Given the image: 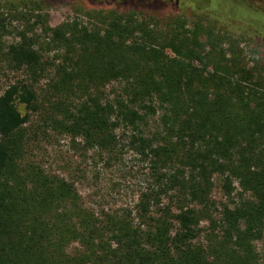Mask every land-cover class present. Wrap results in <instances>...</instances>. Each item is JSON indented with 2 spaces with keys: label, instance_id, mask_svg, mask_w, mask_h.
Returning a JSON list of instances; mask_svg holds the SVG:
<instances>
[{
  "label": "trees",
  "instance_id": "16d2710c",
  "mask_svg": "<svg viewBox=\"0 0 264 264\" xmlns=\"http://www.w3.org/2000/svg\"><path fill=\"white\" fill-rule=\"evenodd\" d=\"M220 7L209 5L232 14ZM250 13L261 28L264 14ZM132 14L111 13L93 52L63 69L54 87L68 103L49 118L108 155L118 151L117 131L130 132V149L147 164L148 189L132 209L98 213L72 182L23 167L27 118L17 104L29 108L35 96L28 84L9 85L0 94V264H263L254 242L264 234V70L240 66L233 51L227 59L215 45L205 51L184 34L169 45L171 57L167 45L135 34ZM5 55L16 68L40 66L24 36ZM111 81L122 87L107 100L102 89ZM153 117L154 130L147 127ZM214 176L226 195L234 183L240 189L219 221L211 212ZM202 221L211 229L200 237Z\"/></svg>",
  "mask_w": 264,
  "mask_h": 264
},
{
  "label": "rangeland",
  "instance_id": "374dc122",
  "mask_svg": "<svg viewBox=\"0 0 264 264\" xmlns=\"http://www.w3.org/2000/svg\"><path fill=\"white\" fill-rule=\"evenodd\" d=\"M234 1L236 5L229 0H0V94L19 82L28 84L35 96L29 108L17 104L27 118L22 131V166L37 167L72 182L84 205L98 213L132 209L150 180L146 162L130 149V132L117 131L120 142L112 155L86 147L81 138L72 137L50 122L53 107L68 103L63 90L54 85L63 76L64 68L70 70L93 52L97 45L92 39L103 35L113 12L133 13L130 18L137 25L135 34L145 43L167 45L165 52L171 57L169 45L177 46V38L184 34L198 39L205 51L215 45L226 53L227 59L232 58L233 51L240 66L264 70V17L261 16L262 25L258 28L250 13L259 10L264 14V0ZM211 3L216 8L227 7V13L232 14H215L209 9ZM241 6L243 13L236 15L242 12ZM209 35L214 36L211 41ZM23 36L38 54L40 66L36 71L13 67L6 59L8 46ZM130 39L128 36L126 42ZM203 61L208 69L216 64L210 56ZM121 87L122 83L111 81L102 89V95L112 100ZM158 126L153 117L147 127L154 130ZM221 185L220 177L214 176L210 196L216 221L224 206L231 207L239 199L236 183L231 196L224 193ZM199 226L200 237L211 229L207 221ZM254 245L264 264V234Z\"/></svg>",
  "mask_w": 264,
  "mask_h": 264
}]
</instances>
